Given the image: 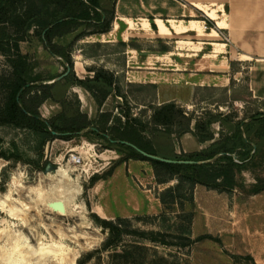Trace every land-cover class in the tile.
<instances>
[{"label":"rangeland","instance_id":"374dc122","mask_svg":"<svg viewBox=\"0 0 264 264\" xmlns=\"http://www.w3.org/2000/svg\"><path fill=\"white\" fill-rule=\"evenodd\" d=\"M178 1L186 6V12L183 16L173 18L185 21L192 19L190 24L201 34L203 28L196 19L207 17L203 10L211 11L210 15L215 17L212 12L215 13L226 0ZM154 6L172 11L171 0H119L109 32L89 35L75 42L71 50L75 74L84 78L92 75L90 69L104 67L115 73L120 87V95L112 93L98 109L88 91L76 85L71 86L68 90L69 99L73 101L76 95L81 111L91 118L98 110L112 111L114 115L129 110L134 116L144 111L142 116L148 118L153 105L174 100L187 112H194L196 115L202 116L206 112L229 114L233 123L248 121L256 109L264 112V97L255 96L249 84L251 68L253 78H258L255 77L258 70L255 69L254 60H234L228 68L227 77L230 80L227 87L219 86V80L213 78L210 69L215 67L214 62L225 61L226 58L202 57L204 53L212 51V46L197 42L204 39L194 38V32L188 33L190 39L183 38L182 34H174L172 38L157 37L154 32L157 27L152 28L149 17L154 19V23L159 18L167 23V17L156 15L157 8ZM222 17L225 18V15ZM175 23L176 21H170L174 27ZM202 25L206 30L216 28L209 27L204 20ZM125 32H128L127 38ZM219 34L225 41L226 34ZM74 35L75 33L68 35L65 41H70ZM191 40L193 42H186ZM163 46L172 50L167 56L160 51ZM20 47L23 53H28L34 60V75L49 78L64 73V61L51 54L36 37L32 36L29 41L21 42ZM134 47L138 49L135 51ZM215 50L216 53L220 51ZM188 53L192 56H188ZM173 54L183 55L189 61L183 63L182 60L173 59L174 63H179L173 64L168 61ZM193 56V60H190ZM227 61H230L229 57ZM77 62L80 63V68L77 67ZM8 70L5 58L0 55V72ZM58 110L59 106L51 102H45L40 107L44 117H49ZM221 127L227 129L225 124L220 126L218 122L212 125L215 137L219 136ZM153 141L159 154L166 158L172 156V151L189 152L207 145L198 143L191 133L176 137L160 132ZM12 143H15L23 159L14 161L0 158V258L6 264H12L7 258L14 244H19L23 249L21 254L18 253L19 256L16 254L17 263L14 264H72L73 257V264H78V260L89 253L93 255L86 264H109L112 261V250L101 249L107 231L91 218L97 204L103 205L106 219L118 221V217H123L125 221L121 224L127 227L142 230L167 229L173 233L178 224L183 221L187 224L183 215L192 212L191 237L208 233L220 240L205 239L190 247L180 248L125 236L124 245L137 241L146 247L139 251L141 258L137 264H149L155 253L179 264H264V191L255 195L247 194V189L255 183L256 176L264 178V163L244 170L240 178L242 186L231 192L196 185L191 203L170 208L161 205L156 214H146L142 210L136 211V202L139 205L145 201L153 209L157 203L155 193L164 187L156 184L149 162L129 159L115 166L121 154L108 148L105 140L93 134L75 135L67 140L55 138L45 144L41 163L47 161L56 168L61 166L67 169L70 179L80 187V194L66 201L68 215H60L49 205L50 197L55 194V177H46V166L36 168L26 160L37 158L38 144L33 133L0 125V147L7 149L12 147ZM71 154L80 157L81 161L72 162ZM112 166L115 168L111 176L89 186L93 174H101ZM26 186L39 188L27 196ZM18 234L21 237L16 240L14 235ZM39 238L42 243L40 257L32 254L28 248L35 247ZM247 256H251L253 260L246 258Z\"/></svg>","mask_w":264,"mask_h":264},{"label":"trees","instance_id":"16d2710c","mask_svg":"<svg viewBox=\"0 0 264 264\" xmlns=\"http://www.w3.org/2000/svg\"><path fill=\"white\" fill-rule=\"evenodd\" d=\"M117 0H0V55L9 66L8 71L0 72V125L29 130L37 140V158L26 159L36 168H43L41 163L45 144L55 138L69 139L75 135L93 134L107 142L121 154L115 166L129 159L144 160L150 163L157 185L164 186L156 191V197L164 208L183 205L193 200L196 185L217 191L231 192L242 186L240 178L244 170L259 167L264 163V112L256 109L246 122L233 123L231 115L206 112L196 115L187 112L175 101L153 105L148 118L132 115L129 110L119 115L112 111L98 110L93 117L81 111L80 101L74 95L69 99L71 86H79L90 93L98 109L112 93L120 95V87L113 71L104 67L90 69L92 75L80 78L75 74L71 50L76 41L93 34L110 31L115 19ZM209 27H214L213 20L202 17ZM152 28L154 19L149 17ZM75 33L70 41L66 37ZM36 37L49 52L65 61L70 70L60 80L50 82L55 77L44 78L34 75L35 62L28 53L21 51V42ZM138 49L137 47H134ZM161 52L168 49L163 46ZM66 70V66H65ZM45 102L59 106V110L44 117L40 107ZM218 122L221 127L215 137L212 125ZM52 131L62 135H54ZM181 137L191 133L198 143H207L194 151H172L171 159L191 160L192 163H167L143 156L133 147L121 143V140L133 143L140 149L160 155L153 138L158 133ZM66 133V134H65ZM0 158L22 160L15 143L12 147H0ZM115 166L90 177L89 186L112 175ZM173 182V183H172ZM172 183V184H170ZM264 191V178L255 177V183L247 189V194L255 195ZM182 212H184L182 210ZM187 224L177 225L175 232L167 229L142 230L127 227L118 221L100 217L92 212L93 221L107 231L102 250H112L109 264H137L140 252L145 249L137 241L123 244L125 236H134L139 240L158 245L190 247L192 244L211 239L220 242L211 234H190L192 212L183 215ZM182 216V217H183ZM181 217V215H180ZM92 253L82 256L78 264H86ZM253 260L251 256H247ZM149 264H179L164 256L157 255Z\"/></svg>","mask_w":264,"mask_h":264},{"label":"crops","instance_id":"0c3cea01","mask_svg":"<svg viewBox=\"0 0 264 264\" xmlns=\"http://www.w3.org/2000/svg\"><path fill=\"white\" fill-rule=\"evenodd\" d=\"M118 1L119 0H117V2ZM171 5H172L171 12L161 10L154 6V8H157V11L155 13L156 15L159 16L162 15L164 17H167L165 19L167 23L163 22L161 19V21L165 23L162 31L160 30L158 25L156 26L157 28L154 30V32L157 33L158 36L157 35L155 36L160 38H162V36L164 38H172L174 34L176 35L182 34L183 38L190 39L188 33L194 32L195 33L194 38L198 40L204 39L203 41H197V42L210 44L212 46V51L204 53L202 57L214 58L215 56H217V57L226 58L225 61L219 60L218 62L217 61L214 62L215 67L213 69H210L212 70L213 78H217L215 80H219L220 82L219 86L227 87V84L229 83L230 80V77H227V72L229 71L228 68L230 67V64L233 63L234 60H239V61L254 60L253 64L256 66L255 69L258 70L257 73H255V77L258 78H253L254 77L253 68H251L249 72V78H250L249 84L255 96L264 97V0H226L225 2H222L221 7H219V9L216 10L215 12L216 14L212 12L215 15V17L214 16L212 17L210 15L211 11L209 10L204 11L203 9H200L203 10V12L208 18H211L214 21L215 27L219 28L218 31L216 28H209L206 30L205 27L202 25L203 20L196 19L197 20L196 22H198V24H200V27L203 28V32L201 34L197 32L196 27H193L190 24L191 22L190 20L192 19H188L185 21L184 19L176 20L173 18V17H179L185 15L186 6L182 4V2H179L178 0H171ZM222 15H225V18L222 17ZM170 21H176L175 23L176 27L170 24ZM177 27H179V29H177ZM160 32L161 33L167 32V33L161 35ZM222 32L226 34L225 41L222 40L219 34ZM207 34L212 35L213 37L210 38L208 37ZM186 42H193V41L191 40ZM215 49H219L220 51L216 53ZM171 51L172 50H168L167 52H164L165 56H167L166 54H168V52ZM183 54H187V53H183ZM189 54L190 53H188V56H192ZM223 54L225 55L223 56ZM172 56H175V58H173ZM227 57H229L230 61H227ZM193 58L194 56L191 57L190 60H193ZM173 59L182 60L183 63H186V61L188 60V59L186 60L185 56L183 57V55L179 56L173 54L169 57L168 61L169 62L172 61L173 64H176L177 62L174 63ZM218 65L220 67H216ZM177 68L178 67H176V69ZM182 70H186V69L182 68ZM155 200L157 201V203L156 205L153 206V209L152 206H150L145 201H143V204H139V205L136 202V211L142 210V212L146 214H150V213L156 214L160 209L161 203L158 198H155ZM97 209H100L103 215L106 214L103 205L97 204L95 206L94 212ZM97 214L99 215V213Z\"/></svg>","mask_w":264,"mask_h":264},{"label":"bare ground","instance_id":"6f19581e","mask_svg":"<svg viewBox=\"0 0 264 264\" xmlns=\"http://www.w3.org/2000/svg\"><path fill=\"white\" fill-rule=\"evenodd\" d=\"M157 25L159 26V28H160V30L162 31V29H163V22L161 21V19H157ZM129 35H128V32H125V37L127 38ZM163 56V55H162ZM77 67L78 68H80L81 67V65H80V63L79 62H77ZM45 175H46V177L47 176H49V175H51V176H53V177H55L54 179L55 180H53L54 181V189H55V191H54V195L52 196V197H50L51 198V200L49 201V205H50V203L51 202H53V201H58V200H60V201H62L63 203H64V206H65V211H57L56 210V212L58 213V214H60V215H68V212H69V209H68V206H67V203H66V201H68V200H71V199H74V197L76 196V195H78V194H80V187H79V185L75 182V181H73V180H71L70 179V175L67 173V169H65V168H63V167H61V166H59V167H57V168H53V169H51V170H49V171H47V172H45ZM60 187H62V188H60ZM39 187H36V186H26L25 187V190H26V195L28 196V195H30V194H32V193H34V192H36V190L38 189ZM61 189V190H60ZM7 196H8V194H7ZM8 199V198H7ZM15 202H17V201H15ZM17 204H20L19 203V201L17 202ZM21 204H23V203H21ZM25 205V204H24ZM25 207H27V206H25ZM52 208V207H51ZM53 209V208H52ZM20 210V209H19ZM55 210V209H54ZM95 212L96 213H99V215L101 216V217H104V215L101 213V210L100 209H97V210H95ZM105 218V217H104ZM57 231V230H56ZM59 231V230H58ZM59 233V232H58ZM62 235V234H61ZM15 236V237H14ZM13 237L16 239V240H19L20 239V237H21V235H14ZM4 237V236H3ZM8 242H9V240H8ZM21 242V241H20ZM19 242V243H20ZM16 243V242H15ZM25 244V243H24ZM42 243H41V240H40V238L39 239H37V243H36V245H35V247H29L28 246V248H30V252L32 253V254H36V256H38V257H40V254H41V247H40V245H41ZM44 244V243H43ZM11 245H13V244H11ZM23 245V244H22ZM44 247V246H43ZM51 248V247H50ZM2 250V249H1ZM21 250H23V249H21V246L19 245V244H14L13 246H12V250L10 251V252H8V260L9 261H11V263L12 264H14V263H17L16 261H17V256H16V254L18 255V253H20L21 254ZM26 250V249H25ZM29 251V250H28ZM43 251V250H42ZM29 252V253H30ZM4 253V252H3ZM50 254V253H49ZM73 254V253H72ZM75 254V253H74ZM77 254V253H76ZM75 254V255H76ZM74 255V256H75ZM16 256V257H15ZM19 256V255H18ZM50 257V256H49ZM19 259V258H18ZM46 260V259H45ZM49 260V259H48ZM47 260V261H48ZM44 261V260H43ZM42 261V262H43ZM73 262H74V257L71 259V263L73 264ZM37 263V262H36ZM39 263V262H38ZM44 263V262H43ZM0 264H6L4 261H2L1 260V258H0ZM40 264V263H39Z\"/></svg>","mask_w":264,"mask_h":264},{"label":"water","instance_id":"95a60500","mask_svg":"<svg viewBox=\"0 0 264 264\" xmlns=\"http://www.w3.org/2000/svg\"><path fill=\"white\" fill-rule=\"evenodd\" d=\"M64 63L66 65V70L64 71V73L61 74L58 77H55L50 82H54V81L60 80L61 78H63L69 72L70 68H69L68 64L65 61H64ZM52 133L54 135H62L61 133H57L55 131H52ZM121 143L133 147L134 149H136L138 152H140L145 157H148V158H151V159H155V160H159V161H162V162H167V163H192L193 162L191 160H175V159L166 158V157L158 156V155H155V154H151V153H148V152L140 149L139 147H137L136 145H134L133 143H130L128 141L121 140ZM53 168H56V167H54L50 163H48L46 165V167H45V172H47V171H49V170H51ZM50 207H52L53 209H55L57 211H65L64 203L62 201H60V200L51 202L50 203Z\"/></svg>","mask_w":264,"mask_h":264},{"label":"built area","instance_id":"2783aa9c","mask_svg":"<svg viewBox=\"0 0 264 264\" xmlns=\"http://www.w3.org/2000/svg\"><path fill=\"white\" fill-rule=\"evenodd\" d=\"M70 156H71L70 160L72 162L79 163L81 161V158L80 157H76L74 154H71Z\"/></svg>","mask_w":264,"mask_h":264}]
</instances>
